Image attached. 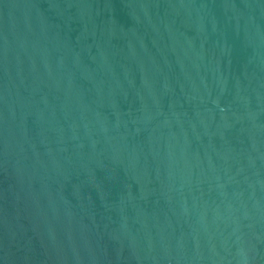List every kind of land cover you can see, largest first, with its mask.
I'll use <instances>...</instances> for the list:
<instances>
[{
    "label": "water",
    "instance_id": "obj_1",
    "mask_svg": "<svg viewBox=\"0 0 264 264\" xmlns=\"http://www.w3.org/2000/svg\"><path fill=\"white\" fill-rule=\"evenodd\" d=\"M0 264H264V0H0Z\"/></svg>",
    "mask_w": 264,
    "mask_h": 264
}]
</instances>
